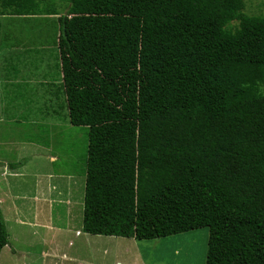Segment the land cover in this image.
<instances>
[{
  "label": "trees",
  "instance_id": "1",
  "mask_svg": "<svg viewBox=\"0 0 264 264\" xmlns=\"http://www.w3.org/2000/svg\"><path fill=\"white\" fill-rule=\"evenodd\" d=\"M245 8L0 0V17L60 14L68 117L89 127L85 232L209 227L206 264H264V15ZM8 244L0 208V254Z\"/></svg>",
  "mask_w": 264,
  "mask_h": 264
},
{
  "label": "rangeland",
  "instance_id": "2",
  "mask_svg": "<svg viewBox=\"0 0 264 264\" xmlns=\"http://www.w3.org/2000/svg\"><path fill=\"white\" fill-rule=\"evenodd\" d=\"M245 4L247 14L264 15V0H245ZM59 8L60 13L65 14L66 4H60ZM59 16L60 14L29 18L1 16V41L10 35H17L21 39L33 38L30 47L43 46L39 49L43 48L46 55L58 53L61 35ZM26 22L37 23L35 29L25 27V31L20 29L16 34L17 26ZM21 42L26 47V41ZM48 124L60 132L59 135L69 143L67 146L72 147L74 144L79 151L80 156L73 161L75 163L64 165L62 169L70 172V175L64 176L65 181L57 182V190H53L56 197H65L71 202L73 194L76 203L69 207L61 204L62 202H56L55 208L50 212L47 201L43 203V198L34 197L39 192L35 191L36 179L33 175L10 180L8 191L15 194L21 188L22 193L27 196L23 197L24 194L20 192L19 200H16L18 209L13 202L0 205L4 209L1 210L9 231V244L1 251L0 264H206L209 227L158 239H132L135 244L132 240L118 244L107 242V237L75 235L77 230H83L85 180L82 179L80 183L78 180L84 173L89 130L81 126L71 128L62 121ZM23 162H18L17 167ZM59 167L63 168L62 163ZM75 180L78 182L75 183ZM59 193H62L61 196H58ZM33 219L36 221L30 222Z\"/></svg>",
  "mask_w": 264,
  "mask_h": 264
},
{
  "label": "crops",
  "instance_id": "3",
  "mask_svg": "<svg viewBox=\"0 0 264 264\" xmlns=\"http://www.w3.org/2000/svg\"><path fill=\"white\" fill-rule=\"evenodd\" d=\"M35 24L37 23L26 22L21 26L18 25L15 30L16 34L25 27H31L34 30ZM28 36L31 37V35ZM32 39H21L17 35H10L3 39L0 47V205L5 206L13 202L18 209L19 205L16 200H19L18 195L22 193V190L21 188L16 189L19 192L12 194L7 190L8 183L12 179H21L31 174L36 179L35 191L39 192L38 195L33 194V196L43 198L41 200L43 203L47 201L51 212L56 202H62L61 204L69 207H72V203H76L73 194L71 202L65 197H56L53 190H57V182L65 181L64 176L70 175V172L62 170L64 165L74 164L73 161L80 154L74 144L72 147L67 146L69 143L59 135L60 132L48 124L62 121L68 127H75L68 117L69 109L63 89L62 62L59 52L46 55L47 52H44L43 48L39 49L43 46L39 48L29 46ZM22 40L26 41V47L22 45ZM53 48L55 49L56 46ZM87 128L89 130V127ZM87 155L88 150L85 156L84 173L80 180L76 179L79 183L82 179L85 180V190ZM22 161L24 162L19 167L11 165ZM61 163L63 168L59 167ZM76 180L75 183L78 182ZM22 194H24L23 197L27 196L25 193ZM61 194L59 193L58 196ZM1 206L0 208L4 211ZM84 210L85 195L83 197ZM33 221L36 220L33 219L30 222ZM75 235L107 237V242L118 244L122 241L125 243L127 240L136 239L134 236L92 234L84 230H77ZM132 241L135 244V241Z\"/></svg>",
  "mask_w": 264,
  "mask_h": 264
}]
</instances>
